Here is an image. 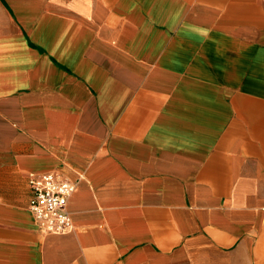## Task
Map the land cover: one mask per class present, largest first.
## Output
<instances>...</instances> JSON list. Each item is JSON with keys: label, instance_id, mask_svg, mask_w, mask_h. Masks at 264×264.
I'll use <instances>...</instances> for the list:
<instances>
[{"label": "crops", "instance_id": "1", "mask_svg": "<svg viewBox=\"0 0 264 264\" xmlns=\"http://www.w3.org/2000/svg\"><path fill=\"white\" fill-rule=\"evenodd\" d=\"M0 264H264V0H0Z\"/></svg>", "mask_w": 264, "mask_h": 264}, {"label": "built area", "instance_id": "2", "mask_svg": "<svg viewBox=\"0 0 264 264\" xmlns=\"http://www.w3.org/2000/svg\"><path fill=\"white\" fill-rule=\"evenodd\" d=\"M32 198L29 209L43 233H68L73 224L68 201L77 181L55 171L43 172L29 178Z\"/></svg>", "mask_w": 264, "mask_h": 264}]
</instances>
